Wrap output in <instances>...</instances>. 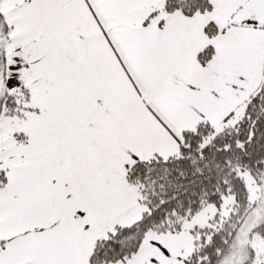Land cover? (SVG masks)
I'll return each instance as SVG.
<instances>
[{
  "label": "snow or ice",
  "instance_id": "6c2138e0",
  "mask_svg": "<svg viewBox=\"0 0 264 264\" xmlns=\"http://www.w3.org/2000/svg\"><path fill=\"white\" fill-rule=\"evenodd\" d=\"M0 264H264V0H0Z\"/></svg>",
  "mask_w": 264,
  "mask_h": 264
}]
</instances>
